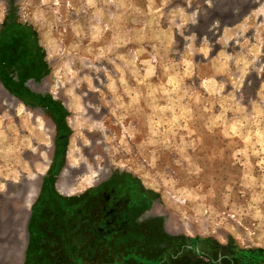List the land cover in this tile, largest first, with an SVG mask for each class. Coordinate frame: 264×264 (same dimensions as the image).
I'll use <instances>...</instances> for the list:
<instances>
[{
    "label": "rangeland",
    "instance_id": "374dc122",
    "mask_svg": "<svg viewBox=\"0 0 264 264\" xmlns=\"http://www.w3.org/2000/svg\"><path fill=\"white\" fill-rule=\"evenodd\" d=\"M18 107L0 264H264V0H0Z\"/></svg>",
    "mask_w": 264,
    "mask_h": 264
},
{
    "label": "crops",
    "instance_id": "0c3cea01",
    "mask_svg": "<svg viewBox=\"0 0 264 264\" xmlns=\"http://www.w3.org/2000/svg\"><path fill=\"white\" fill-rule=\"evenodd\" d=\"M15 111L16 114L9 109L0 108V219L5 223L3 232L0 233V239H4L0 241V246L6 247L13 243L10 239L12 224L17 226L23 214L30 211L35 194L27 192V186L39 182L42 175L39 171L43 164L41 159H27L26 146L16 148L20 139L27 134L31 139H36V125L34 121L28 125L29 118L26 114H20V107L14 109ZM9 151L13 152L9 154ZM12 161L16 166H11ZM10 186L15 187L17 192L13 193Z\"/></svg>",
    "mask_w": 264,
    "mask_h": 264
},
{
    "label": "water",
    "instance_id": "95a60500",
    "mask_svg": "<svg viewBox=\"0 0 264 264\" xmlns=\"http://www.w3.org/2000/svg\"><path fill=\"white\" fill-rule=\"evenodd\" d=\"M0 216H1V214H0ZM5 227V223L3 222V221H1V219H0V233L1 232H3L2 230H3V228ZM4 239H0V241L2 242ZM0 261H1V258H0Z\"/></svg>",
    "mask_w": 264,
    "mask_h": 264
}]
</instances>
